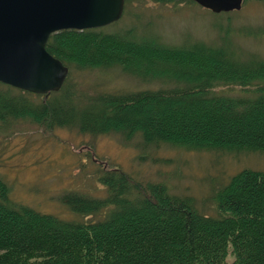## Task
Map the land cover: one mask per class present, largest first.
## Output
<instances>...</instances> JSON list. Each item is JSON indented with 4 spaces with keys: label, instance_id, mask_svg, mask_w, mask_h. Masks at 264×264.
Masks as SVG:
<instances>
[{
    "label": "trees",
    "instance_id": "obj_1",
    "mask_svg": "<svg viewBox=\"0 0 264 264\" xmlns=\"http://www.w3.org/2000/svg\"><path fill=\"white\" fill-rule=\"evenodd\" d=\"M131 30L65 28L50 34L46 49L68 67L119 65L161 86L104 93L97 104L78 106L57 96L64 83L48 94L18 89L30 99L11 95L16 88L0 82L6 86L0 90V124L28 117L117 132L126 140L137 134L144 147L264 153L263 57L241 60L223 42L170 46L151 35L138 40ZM226 84L252 89L215 92ZM98 180L103 197L74 191L60 196L75 213L90 215L76 221L13 202L0 178V264H264V170L244 167L231 175L213 190L215 211L207 214L189 195L134 179L120 167L103 170ZM96 213L102 215L92 218Z\"/></svg>",
    "mask_w": 264,
    "mask_h": 264
},
{
    "label": "rangeland",
    "instance_id": "obj_2",
    "mask_svg": "<svg viewBox=\"0 0 264 264\" xmlns=\"http://www.w3.org/2000/svg\"><path fill=\"white\" fill-rule=\"evenodd\" d=\"M101 27L110 33L132 27L138 40L151 35L170 46L223 42L241 60L264 58V0H243L239 9L222 13L193 0H125L121 17ZM68 70L57 96L65 95L78 106L97 104L98 96L104 93L156 89L162 84L128 73L119 65L70 66ZM15 88L10 90L11 95L31 99L18 90L21 88ZM4 89L6 86L0 85V90ZM251 89L236 84L214 88L227 94ZM112 167H120L142 182H163L171 193L189 195L199 212L207 214L215 211L213 190L244 167L264 170V153L197 150L168 143L144 147L137 134L126 140L117 132L82 131L77 124L34 123L28 117L9 118L0 124V178L17 204L66 220L90 219V215L83 217L72 211L60 196L68 191L105 196L98 175ZM226 259L230 262L233 255L229 253Z\"/></svg>",
    "mask_w": 264,
    "mask_h": 264
},
{
    "label": "water",
    "instance_id": "obj_3",
    "mask_svg": "<svg viewBox=\"0 0 264 264\" xmlns=\"http://www.w3.org/2000/svg\"><path fill=\"white\" fill-rule=\"evenodd\" d=\"M125 0H0V81L35 93L57 91L68 66L46 49L51 33L95 28L118 20ZM231 11L243 0H193Z\"/></svg>",
    "mask_w": 264,
    "mask_h": 264
}]
</instances>
